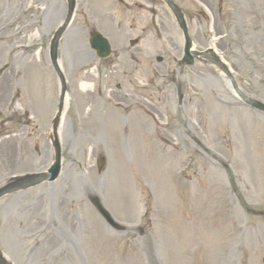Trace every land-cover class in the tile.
Masks as SVG:
<instances>
[{"label": "rangeland", "instance_id": "374dc122", "mask_svg": "<svg viewBox=\"0 0 264 264\" xmlns=\"http://www.w3.org/2000/svg\"><path fill=\"white\" fill-rule=\"evenodd\" d=\"M10 1L0 0V11H9ZM55 1L51 5L55 6L58 22L53 27L48 22L43 29L44 35L31 49L33 54L40 46L46 69L39 66L37 58L32 60L33 56L27 58V63L32 60L30 64L23 65L27 56L23 54L16 81L10 83L9 90L0 92V106L6 103L8 96L14 99L17 111L25 109L24 116L14 114L7 118L6 114H0V127L7 131L0 139L13 137L19 124H23L26 131L25 144L21 148L23 158L15 157L16 138L10 145L0 143V184L13 174L44 170L52 161L44 136L49 132L58 87L47 47L66 14L64 1ZM40 3H43L41 9L51 7L46 5L47 1ZM77 3L75 23L58 51L69 98L59 133L61 175L54 183L0 200L2 251L15 264H264V219L246 211L250 208L264 210V116L239 104L222 76L207 74L194 78L193 89L200 94L193 93L198 95L199 101L193 102L192 109L190 105L181 108L180 115L175 117L172 106L176 103L175 96V103L170 97L166 108L157 104L161 113L173 108L170 110L173 114H162L166 117L157 121L168 120L173 131L171 143L175 144L165 142L168 136L163 140L165 145L154 138L153 132H158L160 126L157 121L155 129L154 122L146 120L148 122L143 123L145 120L139 115L137 127L136 115L126 116L112 106L102 107L104 112H100L96 104L91 107L85 98L89 93L79 89L81 82L89 81V74L82 71L85 66L81 61L89 58L87 31L105 11L116 15L114 29L120 22L121 29L127 30L130 26L141 37V29L153 28V18L154 38L149 33L145 39L152 42L148 47L151 59L159 55L156 48L166 45V37L177 39L179 31L170 15L158 8L152 17L141 5H129L132 9L129 13L117 5H85L83 0ZM223 3L227 4L222 5L221 12L216 5L207 6L211 15L207 21L205 17L202 19L198 5L184 1L179 6L185 14L196 50L212 46L213 37L226 34L224 40L215 42L214 48L224 57L243 93L264 104V0H223ZM44 19L42 11L40 25ZM160 21L169 34L160 31ZM74 35L80 38V53H76L73 42L68 43ZM13 45L8 37L0 41V72L6 69V53ZM62 50L69 52V57L64 59ZM186 73L195 77L191 72ZM180 80L177 76L169 81L173 84ZM105 82L112 87L116 81L105 79ZM154 83L162 91L156 92L157 97L173 91L169 84L167 92L157 77ZM30 86L37 87L42 94L40 111L32 106ZM31 115L38 118L31 120ZM121 122L126 124L130 134L119 133ZM188 133L197 138L192 145L187 140ZM134 135L138 136L137 140L133 139ZM151 146L163 147L159 149L164 151L165 160ZM135 151L137 161H133ZM97 157L105 159L101 173L95 166ZM25 160L32 163H23ZM141 161H164L162 166H166L172 181L164 174L157 181L168 190L165 191L167 199L154 194V180L145 179L139 172L143 166ZM131 168L138 173L130 176ZM131 192L137 202L134 206L126 199L125 212L113 196ZM89 195L97 196L116 220L132 222L141 226V230L117 235L108 232L92 212ZM183 204L185 211L181 208ZM199 215H203L200 218L206 225L199 224ZM214 221L215 225L210 223ZM182 230L187 233L186 239ZM211 233L214 240H209ZM94 236L104 241L99 250L93 245ZM194 241H207L209 245L196 251L192 245Z\"/></svg>", "mask_w": 264, "mask_h": 264}, {"label": "bare ground", "instance_id": "6f19581e", "mask_svg": "<svg viewBox=\"0 0 264 264\" xmlns=\"http://www.w3.org/2000/svg\"><path fill=\"white\" fill-rule=\"evenodd\" d=\"M37 1L39 0H36L35 2ZM16 2L19 3V5H16L15 7H13L11 3L8 5L9 11H0V41L4 42V39L8 37L14 44L13 46L9 47L6 53V69L4 68L5 70L3 69L4 71L2 70V72H0V92L2 91V93L4 90L10 89V83H14L16 81L14 79L15 76L21 72V69L18 67L20 57L23 54H30V50L34 47L33 43L37 41V38L41 36L44 27L49 21L52 26H54L56 22L54 5H52L49 13L47 10H43L45 14L50 15H48L47 18L44 19V22L40 26H38V5H28L30 4V1L28 0H22L21 2L16 0ZM35 2H33L32 4H35ZM40 10L42 11V9ZM39 17L41 18V14L39 15ZM47 19L49 20L47 21ZM25 21L29 22V25L25 29L21 30L18 25L19 23ZM35 30L40 31L39 35H37L36 33L33 34ZM4 49L6 50V48ZM28 57L29 56L25 57L23 65L30 64L32 62L31 60L27 63ZM80 87L82 90H88L90 88L86 84H81ZM30 96L37 105L40 99V90L35 86H30ZM1 108L12 111V99L8 98L7 96L6 103L3 106H0V109ZM21 137L22 136L20 135L19 138ZM10 141L11 139L8 138L2 140L1 142L11 143Z\"/></svg>", "mask_w": 264, "mask_h": 264}]
</instances>
